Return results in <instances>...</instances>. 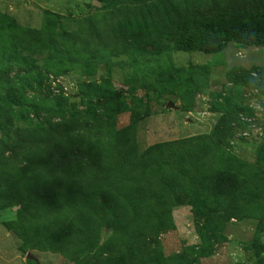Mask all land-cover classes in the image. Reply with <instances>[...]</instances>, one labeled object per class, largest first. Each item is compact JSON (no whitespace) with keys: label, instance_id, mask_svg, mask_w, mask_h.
Masks as SVG:
<instances>
[{"label":"trees","instance_id":"obj_1","mask_svg":"<svg viewBox=\"0 0 264 264\" xmlns=\"http://www.w3.org/2000/svg\"><path fill=\"white\" fill-rule=\"evenodd\" d=\"M99 3L73 31H58L56 21H47L42 31L24 33L56 66L78 68L81 75H93L101 64L112 66L114 57L127 53L131 92L140 85L160 94L184 86L183 97L205 88L210 68H174L171 49L220 56L231 42L264 47V0ZM31 72L28 67L17 78L31 87ZM228 79L264 95V66L234 67ZM78 91L81 109L67 106L61 95L46 96L17 110L33 127L0 138V209L20 206L17 225L35 236L24 238V245L66 256L69 251L77 264H185L180 253L163 255L157 237L172 226V206L191 186V201L204 216V240L223 237L232 218L253 216L259 220L255 241L264 247L259 238L264 234V143L261 167L227 153L208 134L140 151L136 125L148 113L135 92L124 95L107 77L80 81ZM39 107L47 117L33 122L29 111L38 116ZM127 110L130 122L117 128V115ZM136 159L141 173L135 176L131 165ZM131 173L135 180L117 187V179L129 180ZM100 225L113 230L101 243Z\"/></svg>","mask_w":264,"mask_h":264},{"label":"rangeland","instance_id":"obj_2","mask_svg":"<svg viewBox=\"0 0 264 264\" xmlns=\"http://www.w3.org/2000/svg\"><path fill=\"white\" fill-rule=\"evenodd\" d=\"M94 0H0V138L15 136L18 130L33 127L17 116L25 106L41 103L46 96L61 95L67 106L80 104V81L110 79L113 87L124 95L134 94L143 100L148 115L137 121L135 139L139 150L160 142L208 134L227 153L241 161L261 167L260 148L264 143V95L255 88L236 86L228 79L229 70L241 66L247 70L264 66V47L242 48L231 42L220 56L204 52L171 49L168 58L174 68L209 67L205 88L191 97L181 96L184 86L158 93L148 86L130 91L128 81L132 72L130 58L122 53L113 58L112 66L99 65L93 75H81L78 68L56 66L48 52H37L33 40L24 30L42 31L47 21H56L58 31H73L79 21L95 13ZM99 1V0H97ZM28 37V38H27ZM30 85L20 79L26 68ZM58 68V69H57ZM253 76L256 73L252 72ZM17 75L18 76L17 78ZM36 80H41L40 84ZM20 102V104H18ZM168 102L173 107L168 106ZM29 119L47 117L44 110L29 111ZM37 117V118H36ZM130 111L117 115V128L130 122ZM54 120H58L57 118ZM133 173H141L138 159L133 161ZM116 181L122 187L133 180ZM139 176V175H138ZM123 177L120 174L118 178ZM193 187L189 186L172 206V226L161 231L157 239L163 255L180 253L185 264H264V247L256 243L259 220L253 216L235 218L226 223L223 237L204 240L208 233L202 228L204 216L192 203ZM19 205L0 209V264H30L31 254L38 264H77L59 250L42 251L24 245V238H35L32 232L23 234L17 225ZM113 235L106 225L99 226L100 243ZM264 243V234L260 235ZM24 247V251L21 247ZM54 246V245H51ZM56 247H60L56 246ZM25 252V253H24Z\"/></svg>","mask_w":264,"mask_h":264},{"label":"water","instance_id":"obj_3","mask_svg":"<svg viewBox=\"0 0 264 264\" xmlns=\"http://www.w3.org/2000/svg\"><path fill=\"white\" fill-rule=\"evenodd\" d=\"M93 4L96 5V6H100L99 1H97V0H94L93 1ZM167 105L170 106V107H173V104L170 103V102H168ZM27 258L34 259V257L31 254H27Z\"/></svg>","mask_w":264,"mask_h":264}]
</instances>
